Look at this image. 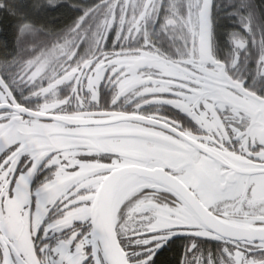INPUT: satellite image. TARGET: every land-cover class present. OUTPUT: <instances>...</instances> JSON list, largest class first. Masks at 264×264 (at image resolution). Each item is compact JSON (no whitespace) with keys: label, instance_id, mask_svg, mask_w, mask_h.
<instances>
[{"label":"snow or ice","instance_id":"6c2138e0","mask_svg":"<svg viewBox=\"0 0 264 264\" xmlns=\"http://www.w3.org/2000/svg\"><path fill=\"white\" fill-rule=\"evenodd\" d=\"M102 7L95 51L80 56L77 40L92 10L59 36L33 19L40 4L0 0L21 46L9 57L0 44V264H156L162 249L176 254L163 264H264V55L251 84L214 57L212 0ZM253 7L240 0L233 11L244 17ZM161 9L163 31L180 34L182 58L162 54L150 38L147 25ZM117 23L120 40L142 44L105 50L103 33ZM242 24L252 32L251 18ZM235 45L247 47L243 39ZM238 62L239 52L231 67ZM104 82L114 86L113 105L134 95V109L91 110ZM20 86L41 103L18 100ZM161 94L199 130L143 111ZM42 163L54 175L34 207L29 180ZM66 229L55 247L42 238ZM180 234L189 241L182 253L180 243L169 244ZM200 238L223 242L218 259L199 252Z\"/></svg>","mask_w":264,"mask_h":264},{"label":"flooded vegetation","instance_id":"af4514ba","mask_svg":"<svg viewBox=\"0 0 264 264\" xmlns=\"http://www.w3.org/2000/svg\"><path fill=\"white\" fill-rule=\"evenodd\" d=\"M140 2L141 0H139L138 3ZM178 2L182 4L184 3V0H178ZM165 3H170V0H165ZM105 11L107 13L108 10L105 8ZM166 15L167 10L161 9L159 19L154 18L150 20L147 25V30L151 40L162 54L168 56L171 59H179L182 58L183 55V44L181 41V37L178 33L173 35L165 33L163 31L162 25ZM243 30H245L246 33L248 32L246 29ZM119 32L120 25L119 23H117L116 25L112 26L111 31L103 33V35L106 37V40L102 45L105 50L112 51L121 47L137 48L142 44V37H137L132 40H120ZM82 33L83 35L81 36L78 45L79 55L89 56L95 51L96 41L98 37L96 36L95 32L93 34L95 35L94 40L91 42L90 40L87 41L85 39L86 37H88V34L86 35L85 32ZM219 37L220 40L217 38L215 25L212 20V52L214 57L228 65L231 68L232 74L236 78L244 79L246 83L251 84L253 81V76L257 71V60L259 56L264 55V43L260 42L258 46L257 42H250L246 39V37L232 38V33L230 31H228V33L224 35V38H222L220 35ZM237 39L245 40L248 45V50L237 49L235 45V40ZM237 52H239V62L234 68H232V62L236 58ZM69 91L70 89L65 86L60 90V95H68ZM114 92L115 89L113 85H111L109 82L102 83L99 89V102H92L89 105L90 109L94 111L98 109L110 108H120L125 111H132L134 109L135 104L138 102L137 97L133 95L128 98H121L118 104L113 105L112 100ZM15 95L17 96V99L20 100L22 103H26L33 107L41 103V99L39 97H30L29 90L27 88H24L23 86H20L19 88L15 89ZM169 98L171 97H169L167 94H161L158 97H154L153 102L143 105V111L150 114H160L161 116H164L166 118L177 120L185 128L192 130L193 132H197L199 130V126L187 112H185L181 108H178L174 104L164 102ZM67 108L68 110H72L75 108V105H68ZM5 151V148H0V158L3 157ZM23 159L24 158H22L21 164L18 165L21 171L26 170ZM53 175L54 170L51 167H48L42 163L39 170L30 178L29 187L31 191V200L34 207L37 206L43 199L44 194L40 191L42 189V185L47 182V180L50 179ZM165 195L166 194L164 192H157V196L160 199H164ZM123 211L124 215L126 216L127 209H124ZM57 215L58 212L56 210H53L51 213H49L51 219H55ZM77 223L79 225V222ZM89 227L90 225L87 223L83 225L84 229H88ZM68 235L69 230L66 229L63 232H51L48 234L47 237L42 238L46 240V242L50 246L55 247L60 240L66 238ZM122 238H124L126 242L128 241V237L126 235H124ZM174 241L180 243L181 253L185 250L186 245L189 243L187 239V234H180L178 235V237L173 236L171 240H169V244H172ZM198 243L199 252L203 253L205 257L211 256L217 259L219 258L223 242L211 238H200ZM167 248L168 244L164 246V249ZM161 252L165 251L162 249L161 251L157 252V255ZM156 257L153 258L154 261Z\"/></svg>","mask_w":264,"mask_h":264},{"label":"trees","instance_id":"16d2710c","mask_svg":"<svg viewBox=\"0 0 264 264\" xmlns=\"http://www.w3.org/2000/svg\"><path fill=\"white\" fill-rule=\"evenodd\" d=\"M29 2L40 4L39 10L33 15L35 22L44 24L59 36L68 33L79 22L81 16L92 10L81 25V33L88 34L85 39L92 42L97 25L106 15L105 8L102 6L108 0H57L54 5L47 4V0H29ZM239 2L240 0H213L211 18L215 25L217 38L220 40L219 35L224 38V35L230 31L232 38L246 37L248 41L257 42L259 46L260 42L264 43V0H248V3L254 5V7L242 10L244 11V17L233 11L235 5ZM245 17L251 18V33H246L243 30L245 28L242 19ZM16 28V20L8 18L4 9L0 8V44L6 45L7 56L9 57L16 56L21 47L16 37ZM79 40H77L78 45ZM246 49L248 50V45ZM3 55L4 49L0 48V58ZM123 236H121V239L125 241L122 238ZM175 256L176 254L172 252H161L157 255L155 262L156 264H163L165 261L174 260Z\"/></svg>","mask_w":264,"mask_h":264},{"label":"water","instance_id":"95a60500","mask_svg":"<svg viewBox=\"0 0 264 264\" xmlns=\"http://www.w3.org/2000/svg\"><path fill=\"white\" fill-rule=\"evenodd\" d=\"M212 7H213V0H212ZM158 192H163V191H158ZM174 237H178V236H174Z\"/></svg>","mask_w":264,"mask_h":264},{"label":"rangeland","instance_id":"374dc122","mask_svg":"<svg viewBox=\"0 0 264 264\" xmlns=\"http://www.w3.org/2000/svg\"><path fill=\"white\" fill-rule=\"evenodd\" d=\"M136 3H138L139 2V0H134ZM41 192H42V190H40Z\"/></svg>","mask_w":264,"mask_h":264}]
</instances>
